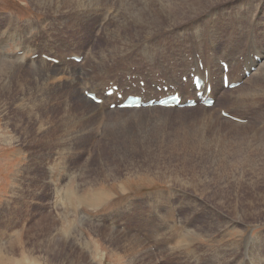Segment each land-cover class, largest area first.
Returning a JSON list of instances; mask_svg holds the SVG:
<instances>
[{
    "label": "rangeland",
    "instance_id": "1",
    "mask_svg": "<svg viewBox=\"0 0 264 264\" xmlns=\"http://www.w3.org/2000/svg\"><path fill=\"white\" fill-rule=\"evenodd\" d=\"M212 1V7L206 0L196 1L194 6L200 10L196 23L187 19L174 27L162 21L160 28L147 33L136 28L141 22L136 18L137 11L130 13L123 6L116 9V2L104 17H100L101 12L88 10L85 1L86 12L83 14H86L88 24L73 25L65 13L44 14L36 11L28 0H0V38L3 44L5 42L0 49L6 58L23 57L20 62L30 68L43 62L51 69H65L67 66L77 68L79 73L70 69V80L66 78L65 83L61 82L63 86L60 85L61 89L54 95L49 92L40 98L34 90L22 92L25 100H30L23 110L21 107L15 109L16 106L9 101L4 104L6 107H2L0 264H146L147 259L150 260L148 264H160V250L153 239L148 241L147 237L149 233H155L159 238L165 230H174L173 239L176 241L172 244L176 247L170 246L171 264H240L243 250L240 247L236 251L234 245L245 237H254L264 231V141L260 142L258 137L255 141L248 132V126H261V121L264 122V83L256 85L252 94L253 105L247 103L250 107H235L238 109L231 111L228 98L215 95V116L246 128L238 133L219 126L222 130L218 137L207 132V139L199 141L194 137L196 128L191 123L193 118H201L199 112L194 111L196 107L190 111L177 109L186 110V114L172 111L164 122L168 124H156L155 128L147 126L143 131L142 125L132 123L129 130L110 132L111 121L106 122L110 127L108 134L103 132L104 129L95 133L89 128L74 138L64 139L56 131L62 120L70 116L86 121L81 111L86 106L79 102V98H85L84 91H93L102 98L103 95H99L103 94L102 89L113 82L120 89L129 86L128 93L136 94L131 86L138 80H131L132 76L143 77L144 83L149 82L145 84L147 88L152 84L160 86L163 81L164 86H170L171 74L176 72L179 75L186 69L189 72L192 60L196 65L200 60L204 68L215 65L214 58H211V42L217 45V60L222 61L229 52L231 41H235L241 52L249 44L251 35L259 38L264 34V6L258 5L260 0ZM238 10L244 12V16H239ZM5 16L13 19L10 25L3 21ZM251 16L255 20L251 21ZM26 25L32 28L25 29ZM10 34L16 38L5 37ZM22 39L28 44L24 48L20 45ZM256 46L264 48V43L257 42ZM69 53L82 56L80 64L67 60L73 57L68 56ZM44 54L59 60L61 67L42 60ZM236 68L234 75L241 70L240 64ZM81 83L89 86L85 88ZM65 84L70 94L64 93ZM95 84L99 87L92 90L90 85ZM182 84L186 89V84ZM69 85H77L75 92L70 91ZM147 92L156 93L154 89ZM191 97L185 96L186 99ZM65 103L71 109L66 115L63 112ZM109 103L104 104V110H109ZM36 104L39 105L38 112ZM89 105L84 111L91 108ZM221 110H229L242 122L224 118ZM51 112H55L52 117L46 116ZM29 117L44 120L42 128L45 132L51 130L49 139L53 142L34 143L30 137L26 139L28 143L20 140L22 127L25 132L33 133L40 125L38 122L32 124ZM237 134L239 138L233 136ZM232 146H236V151L231 152ZM220 157L226 161L218 162ZM235 198L247 212L244 222L237 221L225 208L217 206L219 201L228 202ZM194 202L196 210L188 209L187 204ZM181 209L184 212H179ZM183 216L189 217V224L184 223ZM44 223L51 228L38 227ZM232 225L242 230L241 239L237 234L232 235L233 238L227 236ZM157 228L158 234L153 230ZM186 231L201 234L194 243L198 242L201 247L192 244L195 247L186 245L182 248L180 237ZM128 235L140 238L145 244L143 250L148 249L152 256L147 253L144 261L143 253L142 259L138 256L140 262L131 263L130 250L121 238ZM10 245L15 247L13 255H9Z\"/></svg>",
    "mask_w": 264,
    "mask_h": 264
},
{
    "label": "bare ground",
    "instance_id": "2",
    "mask_svg": "<svg viewBox=\"0 0 264 264\" xmlns=\"http://www.w3.org/2000/svg\"><path fill=\"white\" fill-rule=\"evenodd\" d=\"M85 1H86L87 6H88V10L89 9H93V10H98V11L101 12L100 17H104V15L107 12V10H109V8L112 7L111 5H114L115 2H116V9H117V7L123 6L124 8L127 7V11L130 12V13L131 12L133 13V11H137L136 18L137 19L140 18L141 22L138 24L139 26H137L136 28L138 30L144 29V30H146L147 33L148 32L151 33L152 30L160 28L162 21H166L167 22L166 24L172 25L174 27H177V25H180V22H184L183 20H187V19H188V21L190 20L193 23H196L198 21L197 17H199V15H200V14H198L200 10L197 7H195L197 5L196 4L197 0L196 1L195 0H179L178 2L176 0H169V1L168 0H28V4H31L35 8L36 11L43 12L44 14H52V13H60V12L65 13L64 16H70L69 17V21L71 23H74L73 25H75V24L77 25L78 23L81 24V22L87 23L86 22V14H83V12H86L85 8L83 7V3ZM164 1H168V2L163 4ZM201 1L202 0H199V3ZM206 1H207V4H211L210 7H212V4H214V1H212V0H206ZM109 4H110V6H108ZM262 4L264 6V0H260L258 5L261 6ZM193 6H194V9L192 8ZM200 7H201V5H200ZM258 7H257V10H260V9H258ZM238 8H239V6H238ZM246 9L248 10L247 7H246ZM185 12H188V14H190L191 16H189V17L186 16ZM243 13L244 12H241V10H238L239 16H242ZM235 15H236V17L238 16L237 13ZM8 18H7V16H5L3 21H7L8 24H9V23L12 22L13 19H11V18L8 19ZM143 19H145L146 22L143 21ZM253 19L255 20V17ZM253 19H252V16H251L250 20L252 21ZM93 20H95V19H93ZM250 20H248V21H250ZM75 21H76V23H75ZM88 21H91V20H88ZM31 28L32 27L30 25H26V27H25V29H31ZM194 30H195V28H194ZM206 34H205V36H206ZM7 36H8V38H11V40H14L16 38V36L14 34L5 35V37H7ZM255 41H256V43L257 42H261V45H262V43H264V34L261 37H259V38L251 35L249 44H247L246 49L241 51V52H240V50H238V46L235 43V41L234 42L233 41L230 42L229 52L226 53L225 58L222 61L226 62L228 64L229 71H228L227 76L229 78L230 83H232V82H241L240 85L236 89H233V90H224L222 88V69L219 66V61L220 60H217L218 58L216 57V55L218 54V53H216L217 52V45L215 43H212V42L210 43L212 45V47L210 48V52H212V57L211 58H214V60H215V62H214L215 65H212V66L209 65L210 68L206 67V69H207V71L209 73V76H208L209 81L212 83L211 95L213 96V98H214V96L216 94L221 96V97H223V98L227 97L228 100H229V102H228V104H229L228 107L229 108L228 109L231 110V111L238 109V108H235V107H244V108L245 107H250L249 105H247V103L250 104V105H253V101L254 100H252V97H253L252 94L255 92L256 85L259 86V84L263 85V83H264V48L256 46ZM4 44H5V42H4ZM4 44L2 42V39L0 38V46L2 47V46H4ZM26 44H27L26 41L22 39L21 44H20L21 47L24 48V46H26ZM52 49H54V48H52ZM52 49H50V50H52ZM142 49H144V48H142ZM158 49H159V47H158ZM25 50H27L26 47H25ZM236 51H237V53H236ZM4 53H7V52H4ZM61 54H62V52H61ZM151 55H152V53H151ZM68 56L78 57V55L75 54V53H69ZM196 56H197L196 58L198 59V55H196ZM13 57H16V56L13 54ZM63 57H66V56H63ZM240 57H242V59H243L242 62L239 59ZM254 57H257L259 59V62H256L254 60ZM22 58L23 57H16V58H13V60H9L8 58H6L4 56V54L2 53V51L0 49V113L4 111V109L2 107L4 106V104L7 101L11 102L13 107L16 106L15 109H17V108L20 109V107H21V110H23V108L26 105H28V102H30V100L29 99L25 100V98L22 96V92H28L29 90H34L35 91V95H38L40 98H43V96L48 94L49 92H50L51 95H54L56 93L55 91H58V90L61 89L60 85L63 86V84L61 82H64V80L66 78H67V80H70V79H68V77L71 75L70 73H72V72L73 73H78L77 68L76 69H71L70 68L72 72L69 71L70 69L67 66H65V69H57V68L51 69L50 66L47 63H43V62H38L37 64H35L36 68H34L33 66H31V68L30 67H26V65H23L22 62H20V61H22ZM191 59H193V58H191ZM39 60L41 61V59H39ZM61 61H63V60H61ZM63 63H65V62H62V64ZM238 64H240L241 70L238 69V70H240V71H238L239 73H236L234 75L233 71L235 70L236 66H238ZM82 66L84 67V65H82ZM150 66H152V65H150ZM186 66H188V65H186ZM60 67H61V65H60ZM69 67H71V66H69ZM189 67H191L190 70L191 69H195L196 71H198L197 70V65L194 64L193 60H192L191 66H189ZM250 68H254V71L249 74L248 78L244 77L243 76V70L250 71ZM158 71H160V70H158ZM99 72H101V71H99ZM240 73H241V75H240ZM181 74L183 76L187 77L188 76V70L186 69V72L182 71L181 73H179V75H177L176 72H173V74H171L173 76L171 77V80H170L169 84L174 86L176 89L177 88L180 89V90H177V92L181 93L180 95L182 96L183 101H184L186 99L185 96L191 97V95H193V93H189V91H188V89L190 88V84L189 83H186V89L183 88V84H182V82L180 81V78H179V76H181ZM82 78H83V76H82ZM31 81H33V83ZM76 81H78V80H76ZM30 83H32V84H30ZM148 83L147 84L145 83V84L148 85ZM66 85L67 84L64 85V93L65 94L69 93V90H67L68 89V85L67 86ZM81 85H83L85 88H86V86H89L86 83H81ZM146 85H145V88H147ZM70 86L71 85H69L70 91L72 93L75 92V88H76L77 85H73L72 86L73 88L70 87ZM97 86H98V84L90 85L92 90H95L97 88ZM40 87H43V88H40ZM102 90H104V89H102ZM151 90H152L151 87L146 89V91H151ZM88 93H94V92L93 91H90V92L88 91ZM94 94H96V93H94ZM17 95H18V97H17ZM99 95H102V93L99 94ZM102 99H103V103L100 106V105H95V104L93 105L90 100H87L85 98L84 99L83 98H79V102L82 103L84 106L87 107V106H90L89 104H91V108L89 110L86 109V111H84V109L86 107L81 110L82 111V115L84 116V118H85V116L87 118L86 121L81 122L75 116H70L67 119L62 120V122L57 126L56 131L59 132L60 136L64 137V139L65 138L66 139H71V137L74 138V137H76L77 134L84 133V131L89 130V128H91L92 131L95 130V133L98 132L99 129L100 130L104 129L103 132H106V134H108L107 133V129L110 128L107 125V123H106L108 121H111L110 125H112V127L110 128L111 129L110 132H112L114 130L115 131L116 130H120V129L121 130H129L128 127L132 123H136L137 125L139 124V126L142 125L143 126L142 131H143L147 126L155 128L156 124H158V125L168 124V123H164V122L169 118L168 116H169V114L172 111H177L178 114L180 112H182V114L183 113L186 114V110L178 111L176 108L175 109H162V108L161 109L160 108L146 109V108H139L138 110H133V109L132 110H128V109H126V110H121V111L115 110V111L111 112L110 110H108V111L104 110L103 106L108 101H110L109 104L115 103L116 102L115 94L112 97H110V98H105V97L102 96ZM114 100H115V102H114ZM37 104L35 106L36 112H38V107H39V105H37ZM67 104L68 103H65V106L63 108V112H64L65 115L68 113V111L69 112L71 111V109L69 107H67ZM215 106H216V103L213 104L211 109H208V108L206 109V108H202V107L201 108L196 107L194 109V111L199 112V114L201 116V118H195V119L193 118V120L191 122L193 124V128H196L195 131H194V137L195 138H199V141L207 139V137H206L207 136L206 135L207 132H210L211 136L215 135V136L218 137L221 134L220 131L222 130L219 126H222V127L225 126L226 128H228L227 130H234L237 133H238V131H240L242 129L246 130V128H244L243 126H240V125H238L236 123H232V122H229L227 120L221 119L218 116H215V112H214V107ZM4 107H6V106H4ZM187 110L190 111V110H193V109H187ZM229 110L228 111L224 110V111L229 113ZM53 113H55V112H51L49 115H46V116L52 117ZM181 120H184V119L182 118ZM28 121H30L32 124L33 123L35 124V123L38 122L40 125L37 126L36 130L33 133L25 132L23 127L20 129V134H22V136H21L22 139H20V140H22L23 143L24 142L28 143V140L26 141V139H28L27 137H30L32 140H34L33 141L34 143H36V142L45 143L46 141H47V143L53 142V141H50V139H49V135L51 133V130L48 129L45 132L44 129L42 128V125H44L43 124L44 122H42V121H44V120L39 121V118L34 119L32 117H29ZM263 123L264 122L261 121V126H257L256 124H254L253 126L252 125L248 126V130H249L248 132L252 133L253 138H254L255 141H256L257 137L260 139L259 140L260 142L264 141V126H263ZM45 124H47V123H45ZM6 125L7 124H5L4 126H6ZM93 127H95V129H93ZM117 132H115V133L117 134ZM53 133H55V131ZM233 136L236 137V138L240 137L239 134L233 135ZM19 138H20V135H19ZM19 138H18V140H19ZM40 141H42V142H40ZM205 141H207V140H205ZM201 143L202 142H200V144ZM215 143L219 144L220 142H215ZM260 144L261 143H257L256 145H260ZM63 149H65V148H63ZM226 150H228V149H226ZM234 151H236V146H232V148H231V152H234ZM224 161H226V160H224V158H221V157L218 160V162H220V163H223ZM262 161H264V157H263ZM237 172H240V171H237ZM241 175H242V173H241ZM194 189H195V191H197L195 187H194ZM260 198H261V196H260ZM239 202H240V200L238 201V198H235V200L228 201V202L227 201H224V202L219 201L217 203V206L225 208L228 212H230L233 216H235L234 218H236L237 221L244 222V218L247 216L246 215L247 212L240 207V203ZM197 206H198V204H197ZM187 208L195 211L196 210L195 209L196 208V202H194L192 204H187ZM179 212H184V210L181 209ZM11 214H13V213H11ZM256 214H258L257 211H256ZM188 218L189 217H186V216L182 217V220L184 221V223L186 222L187 224H189L188 221H191V220L188 219ZM148 222H150V221L148 220ZM53 223H55V222H53ZM180 223L182 224V222H179V224ZM227 223H228V221H227ZM221 224H222V222H221ZM153 226L154 225H152L151 227H153ZM38 227H42V229H45V228H48V227L51 228V226H49V224H46V223L40 224V225H38ZM151 227L150 228L147 227V229L149 230V229H151ZM236 227H237L236 225L235 226L232 225L231 230H229L228 233H227L228 237H232V235L235 236L236 234L238 235L239 238L241 237V233H243V232H242V230H239ZM56 228H58V227H56ZM164 228L167 229V226L165 225ZM153 230L154 231L156 230V234L160 233L158 228L157 229H153ZM173 231L174 230H171V231L170 230L169 231L165 230L163 233H160L161 235L159 236V238H156L155 233H149V235L147 237L148 241H149V238L153 239L154 244L156 243V246H158V248L160 250V253H161L160 261L162 260V262L160 264H171L172 263L169 260V254H172V252L170 251L171 250L170 246H172V244H176V241H174L175 239H173V236H174L173 235ZM181 235L182 236L180 237V239H181L180 245L182 246V248H185L186 245L192 246V244H194L196 242L197 238L201 237V234L198 233L197 231H192V232L186 231V232H182ZM130 236L129 235L126 236V237L125 236H123V237L121 236V238H123L126 241V247L130 250L129 252H130V256H131L132 259H130L129 261L131 263L140 262V259H139L138 256H140L141 259H142L143 258V256H142L143 253H145L144 261L147 258L146 257L147 253L152 256V254H150V251L148 249L143 250L145 248V246H144L145 244H143L142 241L139 240L140 238H137V237H134V236L130 237ZM18 238L19 237H17V239ZM111 238H112V236H111ZM183 238H184V240H183ZM172 239H173V241H172ZM182 243L184 245H182ZM194 245L198 246V247H201V244H199L198 242L196 244H194ZM194 245L192 247H195ZM13 247H14L13 245H10L11 253L9 255H13V253H14L13 250L15 249V247L14 248ZM172 247H176V246L173 245ZM240 247L243 250V253H242L243 256H242V260H241L240 264H264V231L256 234V236H254V237H249V236L245 237V238L242 239V241L240 240V242L238 241V243H236L234 245V248H235L236 251H239ZM164 252H166L168 255L163 254ZM172 260L173 259H171V261ZM142 261H141V263H143ZM147 261L148 262H146V264H148L150 262V260H148V259H147ZM232 262H233V260H232Z\"/></svg>",
    "mask_w": 264,
    "mask_h": 264
}]
</instances>
